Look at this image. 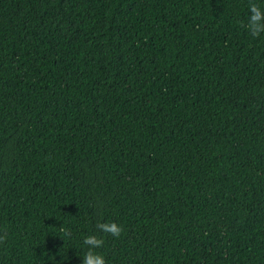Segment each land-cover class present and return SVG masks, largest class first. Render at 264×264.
Masks as SVG:
<instances>
[{"label": "trees", "instance_id": "trees-1", "mask_svg": "<svg viewBox=\"0 0 264 264\" xmlns=\"http://www.w3.org/2000/svg\"><path fill=\"white\" fill-rule=\"evenodd\" d=\"M250 2L0 0V264H264Z\"/></svg>", "mask_w": 264, "mask_h": 264}, {"label": "clouds", "instance_id": "clouds-1", "mask_svg": "<svg viewBox=\"0 0 264 264\" xmlns=\"http://www.w3.org/2000/svg\"><path fill=\"white\" fill-rule=\"evenodd\" d=\"M241 27L245 28L252 37H259L264 33V8H261L254 2L249 3V16L246 23L241 22ZM96 228L99 232L110 235L113 238H119L124 228L114 221L111 222H97ZM65 235H70L66 229H61ZM7 239L6 232H0V243ZM83 244L87 246V251L82 258L81 264H107L105 257L95 251L102 248L104 245L103 237H98L95 234L86 235L83 238Z\"/></svg>", "mask_w": 264, "mask_h": 264}]
</instances>
